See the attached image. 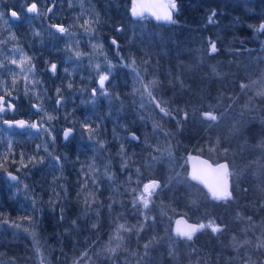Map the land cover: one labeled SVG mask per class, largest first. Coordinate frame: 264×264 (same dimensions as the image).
<instances>
[{
  "label": "trees",
  "instance_id": "trees-1",
  "mask_svg": "<svg viewBox=\"0 0 264 264\" xmlns=\"http://www.w3.org/2000/svg\"><path fill=\"white\" fill-rule=\"evenodd\" d=\"M129 4L130 0H62L66 9L61 10L63 15L56 20L68 32L57 36L60 51L43 63L49 65L56 61L58 72L55 74L63 71L64 76L57 81L53 74L44 71V65L36 67L40 53L44 54L48 44L36 43L35 51H24L25 54L33 53L30 64L24 66L25 69H33L30 76L33 83L26 86L24 75L19 73L16 86H12L14 77L7 86L21 94L43 79L48 83L43 93L53 101L52 92L60 89L59 94L67 103L64 112L70 105L85 115L82 119V115L76 112L74 123L77 127L86 131L92 129L96 141L110 143L121 140L125 144L121 160L130 159L124 163L141 173L146 171L147 176L143 180L158 179L161 188L151 197L147 210L141 204L135 208L132 204L135 193L131 190L140 192L142 183L129 180L132 174L118 172L121 170L115 164L103 170L101 158L89 162V145L94 148L92 143L79 154L86 158L85 165L82 158L68 165L67 161H72L68 156L75 151L71 148L56 151L60 142L56 146L54 144L53 150L50 149L59 160H52L49 166L45 165L50 151L40 155L38 143L33 147L23 146V150L18 152L24 151L27 166L22 167L19 162L14 171L22 172L19 176L25 183V190L37 188L43 191L42 201L45 203L41 214L39 206L33 209L34 212L10 189L9 202L14 206V212L13 209L4 211L1 188L8 184L4 178L0 180V264H11L10 261L17 257L25 260L24 264H41V261L43 264H77V261L78 264H243L242 258L246 256L249 264L264 260L263 253L251 251V248L246 254H225L222 249L214 250L209 236L198 241L197 233L192 240H187L174 236L170 231L171 219L178 214L205 224L213 221L214 216H237V213L240 216H264V96L256 95L264 91V32L256 31L259 23L264 21V0H176L177 5H185L188 10L179 11L178 7L174 23L157 26L146 19L132 20L128 16ZM213 11L214 23H209L208 17ZM86 19L99 21L93 25L94 30L90 34L81 27ZM142 23L144 27H141ZM153 27L164 30L160 38L156 39L153 34L149 38L143 37L144 31ZM109 36L115 37L119 45L111 46L107 40ZM22 38L29 42V36L17 34L19 43ZM210 40L216 43L215 53L207 52L206 42ZM93 45H102L103 50ZM127 46L128 56H116L125 54ZM112 48H115L113 54L110 52ZM94 51L105 55L104 68H100L99 73L105 72L114 78V83L116 79L118 82L105 87L106 94H99L97 101L92 102L89 89L93 86L88 83L74 85L71 69L76 67L88 71L94 65V56L90 57ZM77 53L81 55L77 56ZM150 53L154 54L153 57ZM133 59L135 70L125 66ZM110 62L115 64L111 71ZM213 66L219 76L212 73ZM119 67H124L122 70H139L148 78L154 77L167 98L162 106H166L172 115L164 116L154 103L142 101L137 92L143 88L125 80L128 71L120 74L114 70ZM242 83L249 87L242 91ZM39 101L43 102L40 98ZM43 109L39 111L41 115L55 118L49 121L47 116L41 117L45 121L41 119L42 127L55 134L63 124L62 111L53 106L50 109L43 106ZM209 109L218 117L216 121L201 118L200 112ZM185 113L188 114L186 119ZM121 115L125 119L123 123L119 122ZM154 123L161 127L154 129ZM128 130L139 136L138 142L126 137ZM85 135L89 140V135ZM64 152L66 154L61 156ZM191 153L205 155L212 161H227L232 173L229 176L232 199L213 200L196 184L189 185L185 157ZM31 156H35L37 161L42 158V162L29 163L27 158ZM1 162L6 169L7 162L3 158ZM89 165L95 166L94 175L99 181L102 179L99 185L92 183V176L86 177ZM113 170L114 180L111 181L104 173L111 174ZM85 178L88 179L86 191H95L94 202L99 200L100 205L111 209L110 216H79L76 212L80 202L84 204V195L78 197L77 194ZM249 181L254 184L247 186L246 190L240 183ZM107 184L117 188V192L116 198L105 201ZM28 198L31 201L33 196L28 194ZM162 206L169 212L165 227H160L159 223ZM91 208L95 209L93 205ZM122 210L126 216H119ZM13 223L20 224V228L14 227ZM121 224L131 231L120 234L122 241L113 240L110 246L115 247L119 243L120 247L115 253H109L105 246ZM26 228L31 230L29 234L24 230ZM15 231L26 234L18 237L12 233ZM33 231L39 244V254L31 235ZM258 242L251 240V244ZM149 243L145 249V244ZM85 252L87 255L81 257Z\"/></svg>",
  "mask_w": 264,
  "mask_h": 264
},
{
  "label": "flooded vegetation",
  "instance_id": "flooded-vegetation-1",
  "mask_svg": "<svg viewBox=\"0 0 264 264\" xmlns=\"http://www.w3.org/2000/svg\"><path fill=\"white\" fill-rule=\"evenodd\" d=\"M55 1L56 0H0V77L4 75H9L12 71L7 69L9 62V56H10V42L16 40L17 36V30L19 29L22 31V34L24 36H29V42H27L26 38H22L21 40V47L25 51L27 49L30 50H36L34 47L35 44H41L44 43H51V41L54 39V35L50 30H54L53 25L56 22L57 14L54 13V7H55ZM35 2L37 4L38 13L35 14H29L26 11L27 6L30 3ZM53 4V8L51 11L46 12L47 7L50 4ZM176 3V2H175ZM176 8H181L183 11L188 10L187 6L185 5H177ZM15 11L17 13V17H10V13ZM13 18V19H12ZM58 31V30H55ZM59 32V31H58ZM58 32H55L58 34ZM38 33V34H37ZM60 33V32H59ZM110 43L112 41L110 40ZM117 44V43H116ZM113 44V45H116ZM29 45V46H28ZM38 60L36 67H43L44 63L42 61V56ZM26 56L32 57L33 53L24 54ZM120 55L119 53L117 56ZM120 57V56H118ZM45 72H49L50 74H53L54 77L58 80L59 74H54L52 69L48 70L46 67ZM117 71L118 69H114ZM106 75V74H105ZM108 80L105 81V87L111 86L113 84H117L118 80H115L114 78H111L109 75ZM113 80V81H112ZM76 83H91L90 75L87 73V71H83L81 74H77L75 76L74 85ZM48 88V83L45 80H41L38 83H36L34 86L28 87L27 90L28 94L26 95V89L23 93L17 94L19 97H16V94H13L12 97H6V100L11 102L14 105L15 110L14 111H7L4 114L0 115V129L3 127L4 130L7 131V134L9 136H5L4 139L12 138L10 137L13 133H20L23 136H20L21 139L27 140V139H33L34 131L36 129L30 128V127H24V128H18L16 126H13L12 128H9L7 124H4V121H17L19 119H23V121H26L28 124H31L33 122L38 123L41 119L39 118V111H37L36 108L33 107L35 104H40L42 107L45 108H52L51 105V99L47 98L45 101L40 102L36 101L37 97H41L43 95V92L46 91ZM0 95H5V91L3 88L0 87ZM14 125V124H13ZM0 136H1V130H0ZM28 147H31L30 144L26 145ZM31 152V151H30ZM5 152H1L0 154V162L2 161L3 154ZM25 153H27L25 151ZM58 157L55 156V160H57ZM7 162V161H6ZM5 173L10 172V169H5ZM17 177V181H11L9 180L8 186L1 188V193L4 195V211H10L13 209L14 212V206L11 205L9 202V197L11 194L10 189L14 188L11 184L18 185L20 187L19 183V174L14 173ZM244 189H248V187L252 186L254 182H244L240 183ZM229 191L232 193V187L229 181ZM42 192L41 190L37 188H26L24 187V190L22 191L21 188L18 192H15L18 194L23 201H25L28 206L27 208L29 210L34 211L33 209H37V206L40 207L39 213L41 214V208L43 207V204L45 202L42 201ZM28 194H31L33 196V199L30 201L28 198ZM33 200L36 201L35 205H33ZM13 207V208H12ZM35 212V211H34ZM251 218V223L249 222L248 218ZM213 221L220 225L223 231L218 233H213L211 229H206L203 231L200 230L199 234L197 235V240L202 241L204 236H209L211 239L212 246H214V250L218 251L220 249L223 250V252L226 254L228 252L240 254L244 252L247 253V250L250 251H257L261 252L264 255V247H257V244H251V240L258 242L264 240V216H214ZM235 237V240L233 239ZM243 240H249L250 243L243 245L240 248H237L235 245ZM225 248H223V247ZM261 250V251H260ZM222 252V253H223ZM243 264H249L247 261V256L242 258ZM253 264H264V260H256Z\"/></svg>",
  "mask_w": 264,
  "mask_h": 264
},
{
  "label": "snow or ice",
  "instance_id": "snow-or-ice-1",
  "mask_svg": "<svg viewBox=\"0 0 264 264\" xmlns=\"http://www.w3.org/2000/svg\"><path fill=\"white\" fill-rule=\"evenodd\" d=\"M176 3L175 0H169L168 3L166 4H145V3H138L137 0H133V4H132V15L135 17H141L144 18L145 12H150L152 16H154L156 18L157 21H164L166 23H174L175 21H173L172 19V11L171 10H175L176 9ZM38 8H37V4L36 3H32L28 8H27V12L28 13H38ZM49 11H51V9H49ZM12 17H17V13L15 11H13L11 13ZM214 17H215V12L213 11V13L208 17L209 23H214ZM98 19L96 21H92V20H84L83 25H81V27L84 29L85 33L90 34L94 29H93V25L95 23H98ZM53 27L57 28V30L60 33H64L67 34L68 30L60 25H53ZM258 31L260 32H264V23H261L258 27ZM38 34V33H37ZM113 44H116V41L113 40L112 41ZM210 44V53H215L217 51V47H216V43L215 41H209ZM94 48H99L101 51L103 50L102 45H93ZM14 51H19V50H14ZM77 56L81 55L80 53L76 54ZM31 62V57H28L26 55H22L20 60L17 61L16 59H13L11 61V63L13 64H17L18 66H20L21 71L20 74L24 75L25 81H26V86L27 83H33L30 80V76L33 74V69L32 68H27L25 69L24 66L30 64ZM135 59L132 60L131 64H126V67H133L134 69V65H135ZM97 71L100 68V65L96 66ZM51 69L53 72H55L56 70V65L52 64L51 65ZM109 71H111V65H109ZM212 73L214 75L219 76L220 73L216 71V68L213 66L212 68ZM137 78H139V73L137 72ZM17 79H18V75L14 76L13 80H12V86L13 88L16 86L17 83ZM108 80V76L107 75H100L99 77V90H104V94H106V90H105V81ZM38 83V82H36ZM253 83H256L255 81ZM158 84L157 80H152L150 81L147 85H143V91L144 93L149 97L150 100L155 102V106L156 108L159 109L160 113H162L164 116H171L172 113L171 111L166 107V106H162V104H166V102L164 101H157L155 100V97L153 96V92L150 90L152 88H155ZM69 87H71V85H69ZM241 90L243 91L245 88L249 87V85L246 84H241L240 85ZM4 91H5V95H0V115L4 114L7 111H14V105L9 102L8 100H6V97L11 98L12 97V93L11 91L7 90V85L4 84ZM28 91L26 88V95L28 94ZM97 89L93 90V94L95 95V93L97 92ZM134 91H136V89H134ZM60 92V89H57V93ZM256 95L258 96H264V91H259L256 93ZM37 99H39V96L37 97ZM61 100H57V105L59 106L61 104ZM34 108L37 109V111H43V107L40 104H35L33 105ZM229 107H231V105H229ZM245 107H247V105H245ZM187 113H185V119L187 118ZM203 118L206 120H211V121H216L218 119V117L216 115L213 114V112H205L202 114ZM55 117L51 116V115H47V119L49 121L53 120ZM4 124H7L9 126V128L13 127V124H15V126H18L20 128H24V127H30L33 129H38V132L41 131H47L46 129H44L42 127L43 125V121H41L39 124L36 122H33L31 124H28L26 121L20 120V121H15V122H10L5 120ZM85 127L87 128V125H85ZM154 129H158L161 126L159 124H155L153 125ZM72 129H65L64 131V139L68 140L71 133H72ZM89 133H90V138H94L93 136V130L92 129H88ZM132 140H136L138 139V137H136L134 134L131 136ZM101 146H103V142H100ZM40 145H37V151H39L40 149ZM11 151V142H9V153ZM45 151H47V146H45ZM9 153H4L3 154V160L4 162L7 161L8 158V154ZM120 155H124V148L123 145H121V149H120ZM49 156H51V153H49ZM28 162L29 163H40L42 162V158L40 161H37L35 156H31L28 157ZM59 158H57L58 160ZM203 165H206V168H201V169H196L194 168L192 173H191V180L193 181H199L201 183H203L205 185V187H207L209 193L211 194V198L213 200H217V201H228L230 199H232V193L229 191V176L232 175V173H230L229 171V166L227 163H221V164H217L215 167H213L212 165L208 164L207 161H202L201 162ZM20 164L22 167H26L27 165L25 164V154L21 153L20 155ZM0 166H3L2 164H0ZM127 167V162H125V164L122 165V168ZM89 173H86V177L87 176H92V183L95 185L97 183V180L95 178V166L94 165H89ZM137 173H139V169H137ZM104 175H106L108 177V179H112V175L110 173H108L107 171H105ZM9 177L12 181H17V177L11 175V173H9ZM129 180H131V177H129ZM139 182V181H138ZM87 185H88V179L85 178L82 185H81V191L77 194L78 197L83 194L84 195V204H85V208L86 209H91V205L92 203L95 201L96 199V195H95V191H86L87 189ZM161 188V185L158 181L156 180H151L148 183H145L143 185V189L142 191L136 195V197L133 199L132 204L133 206H137L138 204H142L143 208L145 210H147L149 208V204H150V200L151 197L153 196L154 193H156L157 189ZM133 193H136V189H132L131 190ZM36 201L33 200V205H35ZM237 216H240V213H237ZM145 219H147V217H145ZM249 222L251 223V218H248ZM73 224H75V221H73ZM177 227L175 229V233L178 237H184L187 240H192L193 235L205 228H210L211 231L213 233H218L223 231V229L221 228L220 225H217L214 221H209L207 224L205 223H200V224H188L186 221L184 220H177L176 221ZM14 227L16 228H20V224H14ZM93 228L96 227L95 224L92 225ZM135 227V226H133ZM141 229L143 228V225L140 226ZM124 231H131V228L126 227L125 225L121 224L118 225L116 230H115V235L109 238V242L108 245L105 246V250L109 253H115L117 251V249L120 247V244L117 243L115 247L110 246L113 240H117V241H122L123 237L120 235L121 230ZM26 232L28 231V229H24ZM34 242L37 244L36 247V251L39 254L40 252V248H39V244L38 241L36 240V233L35 231H33L31 233ZM235 240V237L233 238ZM151 243V242H150ZM149 244H145V249H147L149 246ZM250 241L249 240H243L240 241L239 243H237L235 246L237 248L242 247L243 245L249 244ZM257 247H264V240L258 242ZM147 254V253H146ZM87 253H82L81 257L86 256ZM79 260V258H78ZM41 264H43V261H41ZM78 264V261H77Z\"/></svg>",
  "mask_w": 264,
  "mask_h": 264
},
{
  "label": "rangeland",
  "instance_id": "rangeland-1",
  "mask_svg": "<svg viewBox=\"0 0 264 264\" xmlns=\"http://www.w3.org/2000/svg\"><path fill=\"white\" fill-rule=\"evenodd\" d=\"M62 9H66V8H65V6L62 5V0H58L57 7L55 9V13L57 14V18L58 19L60 17H62V15H63L62 12H61ZM144 26H145V24L142 23L141 27H144ZM258 27H256V31L258 30ZM163 31L164 30H160L159 27H153V28H151V29H149L147 31H144L143 37L149 38V35L153 34L156 39H159L160 36H161V33ZM109 37H112V36H109ZM107 40L109 41V38ZM58 44H59V39L57 37H54V39L51 41L50 45H46V46H51L52 49H53L52 52L53 53H58L60 51V50L58 51ZM160 44H161V41L159 42L158 46ZM158 46H157V48H158ZM128 49H129V46L124 48L125 54L122 53L121 57L128 56L127 55ZM151 51H153V49ZM110 52L112 54L115 53V48H112ZM150 54L153 57L154 54L153 53H150ZM91 56H94V59H93L94 65L91 68H88V70L90 71V74H91V83H90V85L93 86L91 88V90L89 89V92H90V95H91V101L93 102V101H97V98H98L99 94L104 93V90H99V77H100V75H105V74L103 72L99 73V70L97 71L96 66L99 64L100 68H104L103 65H104V62H105V58H104L105 55H104V53L99 52V54H98L97 52L94 51L93 53H91L90 57ZM13 59H16L17 61L20 60L19 54L17 52H15V57H11L9 61H12ZM54 62L57 64L56 61H54ZM10 65H11L10 66L11 68L20 69V66H18L17 64H13V63L10 62ZM109 65H111V69L115 66V64L112 63V62H110ZM118 65H120V64H118ZM121 68L123 69L124 67H121ZM122 69H120V67L118 69V72L120 74L122 72L129 71V68L124 69V70H122ZM56 70L58 72V65H56ZM137 71L140 74L139 78H137V75H136ZM137 71H134V80L135 81L131 80V76H128L127 79H125V80L129 81L130 84H134L135 83L136 87L138 85H140L142 88H143V85H147L150 81L154 80V77L153 78H151V77L148 78V76H146L144 72H140L139 70H137ZM58 74H59V77H58L57 81H60L61 78L64 76L63 71H60ZM145 78H148V79H145ZM89 88H90V86H89ZM94 89L98 90L95 93V95L93 94V90ZM150 90L153 92V96L155 97V100H157V101H164V100L166 101L167 100V98H165V96H164V94H165L163 92L164 89L162 90L160 85L157 84V86L155 88H152ZM52 94L54 96L55 103L51 99V105L53 106L54 109H58V110L62 111L60 113V115L62 117L63 124H62V127L60 128L59 131H55V134L46 129L47 131H41L40 133H38L33 138L34 140L36 139V141H39V142H41L43 139H46V141L41 142L39 144L41 146L40 147V155L41 154L42 155L45 154V146H47V150L48 151L53 153L51 150H53L52 148H54V144L56 146V144H58L60 142L57 145V147H56V151L57 150L66 151L69 148H71V150L75 151L74 154L68 156L69 158H72L71 159L72 161H67L68 165H73V164L79 162V159L82 158V156H79V154L84 152L85 148H87L88 145L90 143H92L94 145V148H93V146L89 145V153H90V155H88L89 162H91L94 158L95 159L101 158L102 159V164L104 166V167H102L103 170H105L106 166H107V168L108 167L112 168L114 166V164H115L116 167H118L121 170V171H118V172H120L122 174H125L126 172H130L132 174L131 179H133V180H135L137 182L139 181V182L142 183V180L144 179V177L147 176L146 171H144L142 173L141 172L137 173V169H133L130 166L122 168V165L125 164L124 161H128L130 159L121 160V158H122L121 155H120L121 145H123V146L125 145L123 142H121V140H117L115 142L112 141L110 143L107 141V142H105L106 144L103 143V146H101V143H100L101 141H96L95 140L96 139V135H93L94 138H90V133L88 131L81 130L74 123L75 122V116H76L75 114H76V112H77V115H82L81 116L82 119L85 117V115H83L80 112L79 109H76L75 107H71L70 105H69L70 108L64 112L67 103L64 102L62 95L57 93V91L52 92ZM137 96L139 98H141L142 101L155 104V102L150 100L149 97L144 93L143 89L139 90L137 92ZM16 97L18 98L19 95L16 94ZM47 98L48 97H47V95L45 93H43V95H41V97H40V99L43 100V101H45ZM168 98L172 99L171 96H169ZM58 99L62 101L59 106L56 103ZM46 116H47V114H42L41 115V117H46ZM119 118H120V120H119L120 123H123V121H125L123 115L119 116ZM129 123H131V122H129ZM65 128H70V129L73 130L68 140H65L64 137H62L61 129H65ZM0 130H1V136H0V154H1L2 151L5 152V148L7 146H9V145L7 143H5L4 140L1 141L2 135L4 134L5 130L3 128H1ZM84 133L89 135V138H90L89 140L87 139L88 138L87 135H85ZM15 134L17 136L22 135L20 133H15ZM28 142H30V141L29 140L25 141V140L21 139V137H19L17 139L16 150L12 149V153H9V156L7 158V164H6L7 169H10V170H13V171H14V169L16 170V164H18L20 162V155H21V152H18V151H22L23 150V146L28 145ZM58 146H60V149H57ZM65 154H66V152L62 153L61 156L65 155ZM54 156H55V152L53 154H51V156L47 160V163H46L45 166H49L51 164V161L53 160ZM82 160H83L82 164L85 165L87 163L86 162V158L84 157V158H82ZM0 164H2V162H0ZM2 170L5 171L4 167L0 166V173L4 172ZM124 171H126V172H124ZM15 173H17V172H15ZM21 173L22 172H18L19 175ZM111 174H112V176H114V170L112 171ZM95 178L97 180L96 185H99L102 179L99 181V179L96 176H95ZM109 180L112 181L114 179L112 178V179H109ZM91 181H92V177H91ZM19 183H20L21 190L23 191L24 187H25V183L20 178V176H19ZM13 187H14V189L16 191H19V186L18 185H14ZM142 189L143 188L141 186L140 192L142 191ZM59 191H61V190H59ZM116 192H117V188H114L111 185L107 184V187L105 189V194H104V195H106L105 196V201H107L108 198H116L115 197ZM140 192L136 191L134 198ZM0 198H2V194L1 193H0ZM99 198L100 197H98V199ZM49 199H51V196H50V198H48V200ZM118 201L119 200L117 199V202ZM47 204L51 206V203H47ZM92 205L95 207V209H92V208L91 209H86L85 205L82 202H80V207L76 210V212L79 213V216H93V214H96V215L98 214L100 216H110V212L112 210L108 209L107 206L100 205L99 200H97V203L93 202ZM54 206H56V205H52V207H54ZM141 207L143 208L142 204H141ZM115 208H117V207H115ZM118 208L120 209L121 206L119 205ZM135 208H136V206H135ZM168 213L169 212L167 211V208L165 206H162L161 209H160V212H159L160 227H165L166 218H167ZM119 216H126L125 212L122 210ZM163 216H165V217H163ZM10 225H12V224H10ZM30 231L31 230L29 229L27 231V234H29ZM123 232H125V231L121 230L120 234H122ZM12 233H15L18 237H20L21 235L26 234L23 231H15V232H12ZM112 235H115V232ZM9 240L12 241V239H9ZM25 262H26L25 260H23L22 258H18V257L16 259L10 261L11 264H24Z\"/></svg>",
  "mask_w": 264,
  "mask_h": 264
},
{
  "label": "water",
  "instance_id": "water-1",
  "mask_svg": "<svg viewBox=\"0 0 264 264\" xmlns=\"http://www.w3.org/2000/svg\"><path fill=\"white\" fill-rule=\"evenodd\" d=\"M167 1H169V0H137L138 3H145V4H166ZM132 4H133V0H131V5H130V8H129V14H130V16L133 17V18H139V17H135V16L132 15V11H131V9H132ZM30 5H31V4H30ZM30 5H29V6H30ZM29 6H28V7H29ZM28 7H27V8H28ZM51 7H52V6H49L48 9H47V11H49V9H51ZM171 11H172V10H171ZM145 15H147L148 17H150L152 20L157 21L156 18H155L154 16H152L150 12H145ZM172 19H173V11H172ZM158 22L166 23V22H164V21H158ZM56 25H57V24H56ZM56 29H57V28H56ZM203 113H205V112H203ZM203 113H202V114H203ZM202 116H203V115H202ZM67 129H69V128H67ZM64 131H65V130H64ZM64 131H63V136H64ZM131 135H133V134H132V133H129V136H131ZM202 161H207L208 164L212 165L213 167H215L217 164L226 163L225 161H220V162H218V163H216V164H213L212 162H210V160L204 158L203 156L193 154L192 156H189L188 159H187V162H188V176H189L190 179H191V173H192V171H193L194 168H196V169L206 168V165H203V164L201 163ZM11 175H13V174H11ZM13 176H15V175H13ZM8 177H9V174H8ZM9 178H10V177H9ZM148 182H149V181H148ZM148 182H146V183H148ZM195 182H198L199 184H201V186H202L203 188H205V190L209 193L207 187H205V185H204L203 183H201V182H199V181H195ZM209 194H210V193H209ZM210 195H211V194H210ZM177 220H184V221H186L188 224H196L195 222H193V221H191V220H188V219H187L185 216H183V215H178V216H176V217L174 218L173 222H172V228H171V229H172V232H173L175 235H176V233H175V229H176V227H177V224H176V221H177Z\"/></svg>",
  "mask_w": 264,
  "mask_h": 264
},
{
  "label": "bare ground",
  "instance_id": "bare-ground-1",
  "mask_svg": "<svg viewBox=\"0 0 264 264\" xmlns=\"http://www.w3.org/2000/svg\"><path fill=\"white\" fill-rule=\"evenodd\" d=\"M182 10V9H181ZM183 11V10H182Z\"/></svg>",
  "mask_w": 264,
  "mask_h": 264
}]
</instances>
